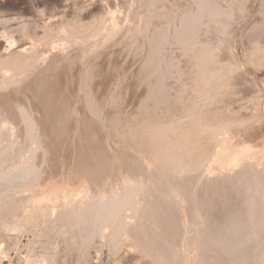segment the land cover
I'll return each instance as SVG.
<instances>
[{
	"label": "rangeland",
	"instance_id": "1",
	"mask_svg": "<svg viewBox=\"0 0 264 264\" xmlns=\"http://www.w3.org/2000/svg\"><path fill=\"white\" fill-rule=\"evenodd\" d=\"M17 104L41 173L0 205V264H223L210 232L237 220L263 223L251 253L264 239V0H0V115ZM133 183L112 221L70 233L104 187ZM162 231H181L173 249Z\"/></svg>",
	"mask_w": 264,
	"mask_h": 264
},
{
	"label": "bare ground",
	"instance_id": "2",
	"mask_svg": "<svg viewBox=\"0 0 264 264\" xmlns=\"http://www.w3.org/2000/svg\"><path fill=\"white\" fill-rule=\"evenodd\" d=\"M22 25H25V24H23V23H21ZM21 25V26H22ZM21 26H19V27H21ZM18 27V28H19ZM24 30V28H22L21 27V30ZM37 29V28H36ZM22 30V31H23ZM97 30V29H96ZM23 32H25V30L23 31ZM19 41V40H18ZM21 48V47H20ZM22 49H24V48H22ZM20 50V49H19ZM21 51V50H20ZM23 51V50H22ZM35 51V50H34ZM32 53H33V51H32ZM34 54H37V53H33V55ZM30 55V54H29ZM22 56V55H21ZM25 56V55H24ZM37 56V55H36ZM31 59H33V58H31ZM16 106V108L14 109V111L16 110V114H17V117L15 118V117H12V119H14V121L11 119V118H9L8 116H6L4 113L2 114V112H1V115H0V205L2 204H4L3 203V199H5V196L6 195H14L15 196V194H16V191H19V190H16L17 189V187H19V184L21 183V182H23V181H28L29 182V184H30V181H32L34 178H36L37 176H39V173H41V164L40 165H38V163H35V161H34V153H35V150L37 149V148H35L34 149V147L31 145L32 143H36L35 145L37 146V144H38V146H40V143H37L38 141H40L39 140V133L37 134V130H36V128L34 127L36 124H35V120H33V118H32V116H31V114L32 113H29V111L24 107V106H20V104H17V105H15ZM14 113V112H13ZM15 114V113H14ZM11 116V115H10ZM7 122L6 124L7 125H11V124H13V125H15L16 127L19 125H22L23 126V129H24V135H25V139L26 140H28V142L26 141V144L28 143V145L27 146H25L26 144H25V142H24V144H21V143H19L18 141H19V136L18 135H16V136H18V137H16L14 134H15V131H14V136L13 135H8V134H10V131H9V129H8V127H10L11 129H13V128H15V126H13V125H9L6 129H8V131H9V133L8 134H6L5 132L7 131L6 129H5V126H3V122ZM16 121V122H15ZM15 123V124H14ZM190 125V124H189ZM165 126V125H164ZM13 127V128H12ZM206 126H204L203 127V129L205 128ZM207 127H209V126H207ZM211 127H213V126H210L209 127V129H211V130H213ZM217 127V126H216ZM215 127V128H216ZM18 128V127H17ZM188 129H189V127H188ZM202 129V130H203ZM208 129V130H209ZM217 129V128H216ZM216 129H214V131L216 130ZM221 129V128H220ZM219 128L217 129V130H219L218 132H217V130L215 131L216 133H221L220 131H222V129L220 130ZM15 130V129H14ZM165 130V129H164ZM172 130H173V128H172ZM202 130H200V131H202ZM207 130V128L204 130V131H208ZM211 130H209V131H211ZM13 131V130H12ZM170 131V130H169ZM20 132V131H19ZM18 132V133H19ZM216 133H213L215 136H216ZM217 136H218V134H217ZM220 136V135H219ZM42 137V136H41ZM170 145V144H169ZM35 146V147H36ZM176 146V145H175ZM171 148H173L172 146H171ZM23 151H25L24 153H26V152H28V156H27V158H25L26 160L24 161V162H22V163H20V158L23 156V155H25L24 153H23ZM159 151H161V150H159ZM157 152V151H156ZM159 153V152H158ZM174 153H175V151H174ZM160 154V153H159ZM173 154V153H172ZM156 156V155H155ZM154 156V157H155ZM166 156V155H165ZM170 157V156H169ZM173 157V156H172ZM156 158V157H155ZM160 158V157H159ZM163 158V157H162ZM174 158V157H173ZM36 159V158H35ZM170 161V160H169ZM173 162V161H172ZM177 163V162H176ZM169 164V163H168ZM181 164V163H180ZM165 165V164H164ZM170 165H172V164H170ZM166 166V165H165ZM163 167V166H162ZM170 167V166H169ZM172 167V166H171ZM178 167H181V166H178ZM184 167V166H183ZM182 167V168H183ZM170 169V168H169ZM177 169V168H176ZM166 171H168V170H166ZM172 171V170H171ZM181 170L179 169V172H180ZM175 172V171H174ZM177 172V171H176ZM178 173V172H177ZM167 174V173H166ZM166 178V177H165ZM171 178V177H170ZM175 180V179H174ZM189 180V179H188ZM178 181V180H177ZM27 182V183H28ZM137 182H139V181H137ZM182 182H184V181H182ZM187 182V181H186ZM189 182H191V181H189ZM195 182V181H194ZM27 183H25L26 185H27ZM33 183V182H32ZM136 183V182H135ZM204 183V182H203ZM215 183V182H214ZM134 184V183H133ZM141 184V183H140ZM179 184V183H178ZM194 184V183H193ZM209 184H211V183H209ZM106 185V184H105ZM135 185V184H134ZM143 185V184H142ZM187 185V184H186ZM204 185V184H203ZM213 185V184H212ZM214 185H216V184H214ZM138 186V185H137ZM140 186V185H139ZM184 186V185H183ZM132 187V186H131ZM131 187H129L130 189L129 190H127L125 193H122L121 194V192L119 193H117V191H114L113 190V188H109L108 190L107 189H105L106 187H104V192H105V190H106V192H105V194L102 192V194L103 195H106V199H102L103 198V196H102V198L101 199H99V198H97V197H95V199H94V197L92 196L91 198H93L94 200H95V202H94V207H88L87 205H85V206H87L88 207V209L89 208H91L89 211H87V212H85V213H83L82 215H80V216H77V214H75V216H70V215H72V214H70V215H68L69 213L67 212L68 210V208L66 209V213H67V215H68V217H69V219H71L72 220V224H73V229L70 231V233L72 232V233H76L75 231H77V229L75 230L74 228L75 227H86L85 229H87V231H85L84 230V228L82 229V231H85V234H87V233H89V232H95V230L94 229H96L97 228V226L100 224V223H105V222H107V221H112L111 219L113 218V217H115V215H116V213L120 210V208H124V206H127L126 204H128L129 203V198H132V196L134 195V194H132V193H134L133 191H136L137 190V187H136V185L135 186H133L132 188ZM195 187V186H194ZM225 187V186H224ZM249 189L247 190V193H246V195H244V197H245V199H244V197L242 198L243 200L242 201H244V200H247V201H253L256 197V194H255V192L256 191H260V186H257V183H256V186L254 185L253 187H251V185L249 184ZM20 188V187H19ZM121 188V187H120ZM178 188H179V186H178ZM206 188V187H205ZM212 188V187H211ZM218 188V187H217ZM232 188V187H231ZM16 190V191H15ZM178 190H180V188L178 189ZM211 190V189H210ZM227 190H228V188H227ZM21 191V190H20ZM102 191V190H101ZM205 191V190H204ZM212 191H213V189H212ZM237 191V190H236ZM14 193V194H11V193ZM40 192V191H39ZM122 192H124V191H122ZM137 192H139V191H137ZM195 192V191H194ZM223 192V191H222ZM225 192V191H224ZM38 193V192H37ZM156 193V192H155ZM182 193V192H181ZM132 194V195H131ZM196 194V193H195ZM211 194V193H210ZM209 194V195H210ZM225 194H227V193H225ZM172 195V194H171ZM174 195V194H173ZM212 195V194H211ZM213 195H214V193H213ZM217 195V194H216ZM230 195V194H229ZM168 196V195H167ZM184 196V195H183ZM231 196V195H230ZM11 197V196H10ZM32 197H34V196H32ZM145 197V196H144ZM200 197V196H199ZM198 197V198H199ZM221 197V196H220ZM241 197V196H240ZM14 198H16V201L18 200L17 199V197L15 196ZM12 199V198H9V200L11 199L12 201L13 200H15V199ZM65 198V197H64ZM89 198V197H88ZM168 198V197H167ZM196 198V197H195ZM204 198V197H203ZM66 199V198H65ZM164 199V198H163ZM193 199V198H192ZM191 199V200H192ZM239 199V198H238ZM8 199H5V201H7ZM61 200V199H60ZM144 200V199H143ZM204 200V199H203ZM233 200V199H232ZM264 200V199H263ZM63 201V200H62ZM190 201V200H189ZM197 201V200H196ZM208 201V200H207ZM216 201H218V200H216ZM236 201V200H235ZM10 202V201H9ZM61 202V201H60ZM144 202H145V200H144ZM151 202H152V200H151ZM173 202V201H172ZM174 202H176V200L174 201ZM179 202V201H178ZM199 202H200V200H199ZM208 202H211L210 200L208 201ZM224 202V201H223ZM233 202V201H232ZM245 202V201H244ZM243 202V203H244ZM255 202H256V200H254V204H255ZM260 202V203H259ZM7 203V202H6ZM15 204H16V202H14ZM133 203V202H132ZM190 203V202H189ZM193 203V202H192ZM206 204H207V202H205ZM204 203V204H205ZM211 203H213V202H211ZM220 203V202H219ZM227 203V202H226ZM229 203V202H228ZM257 203V202H256ZM64 204V203H63ZM86 204H88V203H86ZM130 204V203H129ZM194 204V203H193ZM231 204V203H230ZM229 204V205H230ZM1 205V206H2ZM13 205V204H12ZM54 205V204H53ZM69 205V204H68ZM180 205V204H179ZM196 205H198V204H196ZM236 205V204H235ZM234 205V206H235ZM65 206V205H64ZM80 206V205H79ZM145 206V205H144ZM152 206V205H151ZM150 206V207H151ZM166 206V205H165ZM182 206H183V204H182ZM202 206V205H201ZM205 206V205H204ZM231 206V205H230ZM233 206V205H232ZM231 206V207H232ZM254 206V205H253ZM8 207V206H7ZM16 207H17V205H16ZM19 207V206H18ZM47 207H48V205H47ZM81 207V206H80ZM86 207V208H87ZM184 207V206H183ZM186 207V206H185ZM206 207V206H205ZM235 207H237V206H235ZM14 208V207H13ZM51 208V207H50ZM63 208H65V207H63ZM137 208H139V207H137ZM163 208V207H162ZM209 208V207H208ZM226 208V207H225ZM241 208V207H240ZM2 209V208H1ZM57 209V208H56ZM72 209H74V207H72ZM77 209V208H76ZM80 208H78L77 210H79ZM148 209V208H147ZM155 209V208H154ZM11 210V209H10ZM14 210H15V208H14ZM14 210H12V211H14ZM19 210V209H18ZM23 210V209H22ZM75 210V209H74ZM134 210V209H133ZM151 210V209H150ZM200 210H201V208H200ZM255 211H253V213L252 214H254V215H252V216H255L254 218H258L257 220H259V219H261V218H264V201L261 203V201H258V203L255 205V209H254ZM6 211H8V210H6ZM11 211V212H12ZM25 211V210H24ZM49 211V210H48ZM80 211V210H79ZM85 211V210H84ZM120 211H122V210H120ZM168 212H169V210H167ZM184 211V210H183ZM205 212H207L206 210H204ZM203 211V215H204V212ZM208 211H210V209H208ZM5 212V211H4ZM3 212V215L4 214H6V213H4ZM10 212V211H9ZM69 212H71V210L69 211ZM74 211L72 210V213H73ZM240 212V211H239ZM14 213V212H13ZM12 213V214H13ZM45 213V212H44ZM48 213V212H47ZM61 213H63L62 214V216L64 217L65 216V213H64V211L63 212H61ZM76 213H77V211H76ZM157 213H159V212H157ZM186 213H187V211H186ZM190 213V212H189ZM198 213V212H197ZM210 213H211V211H210ZM242 213V212H241ZM10 214V213H9ZM11 214V215H12ZM32 214V213H31ZM118 214V213H117ZM164 214V213H163ZM169 214V213H168ZM207 213H205V216H207V215H209V213L206 215ZM2 215V214H1ZM10 215V216H11ZM67 215H66V219H67ZM156 215V214H155ZM154 215V216H155ZM184 215V214H183ZM188 215H190V214H188ZM202 215V214H201ZM211 215V214H210ZM240 215V214H239ZM238 215V216H239ZM244 215V214H243ZM5 216H7V215H5ZM9 216V217H10ZM16 216V215H15ZM46 216V215H45ZM159 216V215H158ZM168 215H166V217L165 218H168L167 217ZM212 216V215H211ZM241 216V215H240ZM17 217V216H16ZM33 217V216H32ZM62 217V218H63ZM136 217V216H135ZM160 217H161V215H160ZM214 217V216H213ZM218 217V216H217ZM216 217V218H217ZM2 218H4V216L2 217ZM1 218V219H2ZM15 218V217H14ZM165 218H163V219H165ZM175 218V217H174ZM181 218V217H180ZM190 218H191V216H190ZM208 218V217H207ZM209 218H210V216H209ZM221 218H223V217H221ZM221 218H220V220H221ZM64 220H65V218H63ZM178 218L176 217V219H174V220H177ZM186 219V218H185ZM192 219V218H191ZM215 219V218H214ZM241 219V218H240ZM4 220H5V218H4ZM11 220V219H10ZM20 220V219H19ZM32 220V219H31ZM63 220V222L65 223L66 221H64ZM168 220V219H167ZM166 219H165V222H169V223H172V221H167ZM219 220V219H218ZM1 221V220H0ZM3 221V220H2ZM1 221V222H2ZM12 221V220H11ZM14 221V220H13ZM17 221V220H16ZM68 221V220H67ZM148 221V220H147ZM208 222H209V220H207ZM243 221V220H242ZM31 222V221H30ZM63 222H62V224H63ZM69 222V221H68ZM157 222V221H156ZM174 222V221H173ZM198 222V221H197ZM220 222V221H219ZM225 222V221H224ZM223 222V223H224ZM2 223H5V222H2ZM1 223V225L2 226H4L3 224ZM17 223H18V221H17ZM152 223V222H151ZM169 223H166V224H169ZM189 223V222H188ZM192 223H193V221H192ZM214 223H216V222H214ZM222 223V222H221ZM222 223V224H223ZM15 224H16V222H15ZM24 224V223H23ZM58 224V223H57ZM61 224V223H60ZM66 224H68V223H66ZM65 224V225H66ZM74 224L76 225L75 227H74ZM137 224H139V223H137ZM145 224V223H144ZM184 224H187V223H184ZM209 224V223H208ZM263 225V223L261 222H256V223H254L253 221L252 222H248V221H246V222H238V220H237V222H234V221H232V222H225L224 223V225H223V228H221V227H219V229L220 230H218L217 229V232H216V230H212L210 233H212L213 232V236H211V242H213L212 244H214V245H212L211 244V246H214V247H212V248H214V249H216L217 251H218V260H221V262L223 263V264H264V239H262V238H259V237H257V242L255 243V244H252L251 242V244L252 245H254L253 246V249L252 250H256L257 248H259V247H261V251L262 252H260L259 254H256L254 251L251 253L250 251H249V247H248V242L251 240V237H253V236H257V235H259V225ZM0 225V226H1ZM10 225V224H9ZM13 225V224H12ZM64 225V224H63ZM147 225V224H146ZM157 225V224H156ZM172 225H174L173 223H172ZM171 224H169V226H172ZM191 225V224H190ZM206 225V224H205ZM2 226H1V228H2ZM11 226V225H10ZM20 226V225H19ZM70 226H72V225H70V222H69V226L68 227H70ZM141 226H142V224H141ZM154 226V225H153ZM169 226H168V228H169ZM211 226V225H210ZM214 226V225H213ZM5 227V226H4ZM7 227V226H6ZM99 227V226H98ZM140 227V226H139ZM158 227V226H157ZM173 227H175V228H177V226H172V227H170L171 229L173 228ZM179 227H180V225H179ZM209 227V226H208ZM217 227V226H216ZM0 228V229H1ZM137 228V227H136ZM141 228V227H140ZM160 228H162V227H160ZM185 228H187L188 229V225L186 226V227H184V229L183 230H186ZM214 228V227H213ZM262 228H263V226H262ZM147 229V228H146ZM157 229V228H156ZM155 229V230H156ZM178 229V228H177ZM191 229V228H190ZM196 229V228H195ZM210 229V228H209ZM4 230H5V228H4ZM70 230V229H69ZM80 230H81V228H80ZM151 230V229H150ZM154 230V229H153ZM161 230V229H160ZM163 230V229H162ZM164 230H166V228L164 229ZM168 230V229H167ZM166 230V231H167ZM173 231H175L174 229H172ZM171 230V231H172ZM180 230V229H179ZM204 230V229H203ZM145 231V230H144ZM157 232H158V230H156ZM169 232H170V230H168ZM172 231V232H173ZM187 231V230H186ZM262 231V230H261ZM93 232V233H94ZM147 232V231H146ZM171 232V233H172ZM176 232H177V230H176ZM165 233L164 231H162L161 232V234L162 233H164L165 234V236L164 237H161V239L162 238H164L163 240H165V244L166 243H168V247L170 248L169 250H171V248L174 246V245H177L176 243H174L176 240V237L174 236V235H176L177 234V236L178 237H180L181 235H179L178 233H180L181 231H179L178 233ZM206 232H208V234H209V230L208 231H206ZM215 232V233H214ZM156 233V232H155ZM226 233H228V234H230L231 236H229L230 238H226L225 237V235L224 234H226ZM85 234H84V236H85ZM150 234H152L151 232H150ZM154 234V233H153ZM160 234V233H159ZM160 234V235H161ZM168 234V235H167ZM228 234H227V237H228ZM262 234V233H261ZM73 235V234H72ZM88 235V234H87ZM206 235V234H205ZM74 236V235H73ZM154 236V235H153ZM77 237V236H76ZM83 237V236H82ZM159 237V236H158ZM157 237V238H158ZM178 237H177V240H178ZM182 237V236H181ZM75 238V237H74ZM84 238V237H83ZM87 238V237H86ZM149 238V237H148ZM151 238V237H150ZM77 239V238H76ZM81 239V238H80ZM154 239V238H153ZM200 239H201V237H200ZM253 239V238H252ZM256 239V238H255ZM158 240V239H157ZM175 240V241H174ZM85 241V240H84ZM161 241V240H160ZM159 241V242H160ZM154 242H155V240H154ZM162 242V241H161ZM160 242V243H161ZM163 243V242H162ZM181 244V243H180ZM153 245V244H152ZM156 246V245H155ZM167 246V245H166ZM201 246V245H200ZM180 247V246H179ZM252 247V246H251ZM153 248V247H152ZM155 248V247H154ZM160 248V247H159ZM167 247H165V249H166ZM174 248V247H173ZM172 248V249H173ZM188 248V247H187ZM161 249V248H160ZM189 249V248H188ZM157 250V249H156ZM162 250H163V248H162ZM248 250V251H247ZM257 250H259V249H257ZM151 251V250H150ZM155 251V250H154ZM165 252H167L168 251V249L167 250H164ZM173 251V250H172ZM175 252V251H174ZM164 253V252H163ZM173 253V252H172ZM154 254V253H153ZM167 254V253H166ZM213 254V253H212ZM171 255V254H170ZM207 255V254H206ZM204 256V253H203V256H204V259H205V261L207 260V261H209V262H211V264H212V260H211V258H209V257H211V255L208 257V256ZM158 256V255H157ZM163 256H165V255H163ZM169 256V255H168ZM156 258V257H155ZM160 260V259H159ZM159 260H158V262H159ZM157 261V260H156ZM208 262V264H210ZM216 262V261H215ZM207 263V262H206ZM214 263V262H213ZM159 264V263H158ZM217 264V263H216Z\"/></svg>",
	"mask_w": 264,
	"mask_h": 264
}]
</instances>
